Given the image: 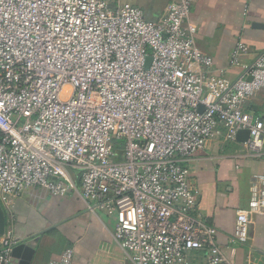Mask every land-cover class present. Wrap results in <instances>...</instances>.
Instances as JSON below:
<instances>
[{
    "label": "built area",
    "instance_id": "built-area-1",
    "mask_svg": "<svg viewBox=\"0 0 264 264\" xmlns=\"http://www.w3.org/2000/svg\"><path fill=\"white\" fill-rule=\"evenodd\" d=\"M195 0L170 2L151 22L125 0H0V204L9 264L14 199L77 194L114 220L130 264H233L215 231L193 216L187 163L210 141L247 130L259 155L264 120L245 110L264 91V52L234 80L197 46ZM236 44L230 65L247 53ZM201 107V109H200ZM264 217V174L236 212L248 241ZM72 248L48 264H73Z\"/></svg>",
    "mask_w": 264,
    "mask_h": 264
},
{
    "label": "crops",
    "instance_id": "crops-1",
    "mask_svg": "<svg viewBox=\"0 0 264 264\" xmlns=\"http://www.w3.org/2000/svg\"><path fill=\"white\" fill-rule=\"evenodd\" d=\"M140 8L146 20H160L167 5L176 0H125ZM190 21L197 28L198 48L212 58L214 67L234 80L264 52V0H195ZM247 47L240 66H231L230 55L237 43ZM245 110L264 120V91L245 105ZM193 188V216L215 231V241L233 264H264V217L256 216L248 229V241L234 238L236 212L248 205L255 175L264 174V141L259 155L243 143L210 141L187 163ZM80 196L27 193L14 199L13 241L39 235L30 261L12 258L11 264H48L70 247L73 264H130L113 239V218L97 208L89 209ZM202 251L186 255V264H205Z\"/></svg>",
    "mask_w": 264,
    "mask_h": 264
},
{
    "label": "water",
    "instance_id": "water-1",
    "mask_svg": "<svg viewBox=\"0 0 264 264\" xmlns=\"http://www.w3.org/2000/svg\"><path fill=\"white\" fill-rule=\"evenodd\" d=\"M201 109V107H200ZM248 131L242 130L236 134L235 140L240 143H244L248 140ZM6 232V220H5V213L3 208L0 204V237L4 236ZM39 242V235L31 237L29 239L22 240L21 242H16L10 251L9 254V264L12 263V258H17L19 255L23 262H28L33 257L36 246Z\"/></svg>",
    "mask_w": 264,
    "mask_h": 264
},
{
    "label": "rangeland",
    "instance_id": "rangeland-1",
    "mask_svg": "<svg viewBox=\"0 0 264 264\" xmlns=\"http://www.w3.org/2000/svg\"><path fill=\"white\" fill-rule=\"evenodd\" d=\"M3 238H0V248H1V240H2Z\"/></svg>",
    "mask_w": 264,
    "mask_h": 264
},
{
    "label": "trees",
    "instance_id": "trees-1",
    "mask_svg": "<svg viewBox=\"0 0 264 264\" xmlns=\"http://www.w3.org/2000/svg\"><path fill=\"white\" fill-rule=\"evenodd\" d=\"M67 248H70V247H67ZM66 249V248H65Z\"/></svg>",
    "mask_w": 264,
    "mask_h": 264
}]
</instances>
